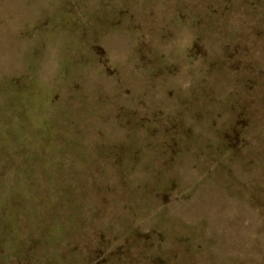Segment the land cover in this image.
Returning <instances> with one entry per match:
<instances>
[{
    "label": "rangeland",
    "instance_id": "obj_1",
    "mask_svg": "<svg viewBox=\"0 0 264 264\" xmlns=\"http://www.w3.org/2000/svg\"><path fill=\"white\" fill-rule=\"evenodd\" d=\"M0 264H264V0H0Z\"/></svg>",
    "mask_w": 264,
    "mask_h": 264
}]
</instances>
